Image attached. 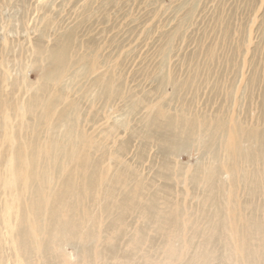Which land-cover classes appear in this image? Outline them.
I'll list each match as a JSON object with an SVG mask.
<instances>
[{
  "label": "rangeland",
  "instance_id": "obj_1",
  "mask_svg": "<svg viewBox=\"0 0 264 264\" xmlns=\"http://www.w3.org/2000/svg\"><path fill=\"white\" fill-rule=\"evenodd\" d=\"M101 1L0 0V234L8 237L5 205L10 207L12 225L19 214L31 218L33 182L25 179L29 166L17 169L11 185L5 183L12 153L19 149L27 156L34 147L41 153L35 164L40 169L46 159L39 149L53 137L64 139V120L53 117V129L48 120H41L36 128L34 114L20 110L40 84L45 64L43 55L36 54L35 40L45 33L43 45H49L55 34L75 27V54L87 51L86 41L94 39L95 55L102 63L91 57L85 64H75V70L84 72L63 77L64 87L55 88L64 97L53 109L58 112L65 106L71 111L74 105L69 103H76L72 135L82 136L78 154L97 160L96 180L104 186H96L93 196L79 204L76 217L80 216L88 236L64 246L71 254L69 264H117L118 257L125 260L121 264H249L254 249L255 264H264V160L244 164L233 153L236 142L257 143L253 138L247 141L244 129L264 134V0H193L194 13L164 59L157 49L164 45L163 34L178 20L174 9L181 0H117L109 7ZM211 48L215 49L210 55ZM169 71L175 83L160 86L155 74ZM187 79L189 84L174 100L175 86ZM104 81L118 82L120 94H99ZM5 97L9 106L2 102ZM161 105L170 113L184 108L190 118L221 115L225 132L213 149L206 150L194 138L188 150L162 156L142 134L144 116L156 114ZM234 122L241 130L238 137L229 131ZM122 140L130 142L126 164L118 156ZM145 142L147 148L139 159V146ZM163 162L170 167L165 177ZM213 167L223 186L215 182L212 190L206 177ZM119 170L125 173L113 184L112 199L104 191ZM126 191L134 204L122 223L113 222L115 235L110 221L117 199ZM152 197L158 198V208L165 214L160 224L141 216V208ZM137 241L140 249L131 252ZM3 243L2 263L14 264ZM27 264L43 263L35 258Z\"/></svg>",
  "mask_w": 264,
  "mask_h": 264
},
{
  "label": "bare ground",
  "instance_id": "obj_2",
  "mask_svg": "<svg viewBox=\"0 0 264 264\" xmlns=\"http://www.w3.org/2000/svg\"><path fill=\"white\" fill-rule=\"evenodd\" d=\"M20 1L23 4H28L30 2V0ZM101 2L103 6L109 7L110 4H114L117 0H102ZM193 3V0H181L179 5L175 7L174 11L177 14L178 20L171 31L163 34L164 45L157 49L162 59L166 57L167 50L172 45L174 38L179 34L180 28L184 26V23L193 15L195 10ZM86 5H84V7H86ZM92 7H94V4ZM76 29L77 28L72 27L64 32L55 34L52 44L43 45L45 33L41 34L34 43L36 54L39 56L43 55L45 64L43 65L40 84L21 104V113H25L29 116L34 114V126L36 128L39 126L41 120H48L49 123H51V121L53 122V117H56L57 120H64L66 124L63 130L64 139L61 140L53 137L43 148L39 149L42 153L44 152L43 154L46 159V164L44 166L42 165L40 169H38L35 164L41 153L34 147H31L27 156L20 153L19 149L12 153L13 165L11 162V168L5 181L6 185L12 184L14 173L16 174L17 169H21V166L24 165H26V167L29 166L25 179L31 178L33 182L29 204L31 218L23 213L19 214L15 225H12L9 221L10 207L8 205L3 207V216L6 226L5 232H7L8 237L5 238V236L0 234V245L7 240L5 244L3 243V246H6V244L8 245L14 257V264H27L35 258L40 260L43 264H56L58 262L61 264H69L71 254L65 252L64 246L67 242H71L77 238H86L88 236V232L83 230L80 216L76 217L79 213V204L85 198L93 196L96 186H104V183H97L96 180L97 160L92 157L89 158L84 154H78L81 152L77 143L82 136L81 133L75 136L72 135L73 117L78 116V107L76 108V103L73 101L69 103L70 105H74V107H70L73 108L71 111L65 106L58 112L53 109V105L60 98L64 97L62 91L55 88H59L61 85L64 87L63 77L71 78L75 77V74L80 75L84 72L83 69L80 71L77 69L75 70V64H85V61L91 57L94 61L102 63L95 55L97 44L94 39H88L86 41V47L84 49H87V51H82L79 55L75 54ZM213 49L215 48L209 49L210 55L213 54ZM155 78L160 86L167 82L175 83L171 71L163 73L162 75L155 74ZM95 81L98 80L96 79ZM189 82L190 80L188 79L183 80L175 86L173 95L171 94L172 97L175 98L174 100H176V98L178 99L181 89L187 86ZM109 85L110 83L108 81L101 82V91L99 94L104 96L120 94L121 86L118 82ZM52 88H54L53 94L49 96L48 92ZM2 102L7 106L10 104L9 98L7 97L2 99ZM183 109H180V112L176 111L175 113H170L167 108L161 105L156 114H147L144 116L143 137L152 140L158 146L159 153H161L162 156H166L168 153L177 154L188 150L190 141L194 138L197 140L199 139V144L205 147L206 150L213 149V143L217 141L218 138L222 137V134L225 132L226 122L221 115L209 119H200L197 116L190 118L187 115L188 113ZM56 114L57 116H55ZM77 119L79 118L77 117L76 120ZM197 122L199 123L198 131L196 128ZM53 128L54 125L51 123V129ZM252 129H244L243 133H245L248 142H252L251 139L253 138L257 143L242 145L243 142H236L233 148V153L237 161L244 164H251L256 162V160H264V134H262L259 129H256L257 131ZM229 131L232 135H236L237 137L241 132L235 122ZM117 148L120 152L118 156H120V158L123 159L122 162L126 164L124 154L130 149L129 140H122L118 143ZM146 148V142L139 146L140 151L137 156L139 159L143 157ZM77 159L80 162H77ZM71 163H73V165H71ZM161 165L165 177L170 167L166 162H163ZM123 173L125 172L119 170L120 175L113 178L110 188L104 191L105 194L112 197V199L115 196L113 184L120 176L123 179ZM128 179L127 175L125 180L127 181ZM206 179L209 180L212 190L215 188L213 185L215 182H218L217 187L223 186L221 179H217L214 167L209 170ZM109 197L108 199H110ZM133 204L134 202L129 191L124 192L117 199V211L114 212L111 218L110 228L108 227L115 235L117 233L113 227V222L122 223L126 210ZM158 205V198L152 197L149 202L141 208V216L154 220L156 224H160L165 214L159 210ZM83 213L86 214L87 212L84 210ZM253 226L256 227V229L260 228L258 223L253 224ZM143 240H146V238L142 237V241ZM140 244V241L135 242L130 251L135 252L137 249H140ZM253 252H256V249L249 252V264H255V261L252 259ZM214 254L216 255L215 252ZM215 255L213 256L215 257ZM124 261L123 258L120 260L118 257L116 262L117 264H121ZM1 263L2 257H0V264Z\"/></svg>",
  "mask_w": 264,
  "mask_h": 264
}]
</instances>
